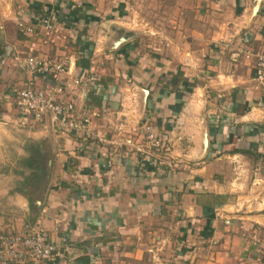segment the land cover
<instances>
[{
    "label": "crops",
    "instance_id": "crops-1",
    "mask_svg": "<svg viewBox=\"0 0 264 264\" xmlns=\"http://www.w3.org/2000/svg\"><path fill=\"white\" fill-rule=\"evenodd\" d=\"M255 2L175 0L170 23L186 34L175 41L135 30L145 22L136 0H0V233L40 224L62 254L43 264H249L264 254V89L244 54L264 47V0L251 18ZM43 19L56 27L52 44ZM120 29L125 44L104 47ZM15 52L65 56L87 86L78 108L90 125L60 133L14 119L30 81L56 83L25 74ZM112 56L124 68L107 74L99 63ZM177 77L186 82L176 92ZM151 132L169 142L160 166L139 152ZM32 142L53 151L48 182L25 166Z\"/></svg>",
    "mask_w": 264,
    "mask_h": 264
},
{
    "label": "built area",
    "instance_id": "built-area-1",
    "mask_svg": "<svg viewBox=\"0 0 264 264\" xmlns=\"http://www.w3.org/2000/svg\"><path fill=\"white\" fill-rule=\"evenodd\" d=\"M47 42L54 43L56 27L48 19L40 21ZM26 35L32 34V28L22 27ZM0 43V50H1ZM246 58L253 57L254 83L264 89V47L245 50ZM13 60L29 77L47 76L56 83L38 87L30 81L28 87L17 93L15 105L24 120L34 124H49L53 130L66 133L80 131L90 125L88 111L78 108V102L84 89L82 81L72 77V70L63 55L43 58L33 53L15 52ZM95 77L89 82H96ZM149 151L139 149L140 153L167 160L170 147L167 136L151 132L146 137ZM61 252L40 224L29 225L22 232L15 234L0 233V264H43L52 263L61 257Z\"/></svg>",
    "mask_w": 264,
    "mask_h": 264
},
{
    "label": "rangeland",
    "instance_id": "rangeland-1",
    "mask_svg": "<svg viewBox=\"0 0 264 264\" xmlns=\"http://www.w3.org/2000/svg\"><path fill=\"white\" fill-rule=\"evenodd\" d=\"M173 1L175 2V0H136V2L138 3L137 7L139 9L140 16L142 17V19L145 22L140 23L141 26L136 27L135 30H138L139 34H141V32H144L145 29L147 30L146 32L150 31L149 29H151V27H152L156 31L165 32V34H167L169 37H171L175 41L180 40L182 37L186 36L185 32L182 29H178V30L172 29L174 27V25L172 23H170V20L177 18V15L174 14L173 9L166 8V6L172 4ZM145 23L147 24V26H144ZM178 31H180V32L178 33ZM125 32L129 33L130 31H125L124 29L118 30L115 34L112 35V37H110L109 39H106V41H104L103 46L109 49L108 44L110 43V41L114 42L117 40V42H118L120 40L118 38H122L123 36H125L124 35ZM100 33L103 36L107 35L108 30L102 29ZM186 33H188V32H186ZM89 36H90V34H87V32H85L84 37H89ZM140 38H144L143 35ZM146 39L148 40V37H146ZM190 39H191V41L193 40V38H190ZM107 42H108V44L106 46L105 44ZM0 43L2 46L3 43L1 42V40H0ZM71 44L72 43H70V45L68 44L69 48H70V46H72ZM123 44H125V42ZM108 52H110V51L107 50V52L106 51L101 52V50H100L99 54L101 56L102 53L105 54ZM111 62H113V64H111L110 61H108V60L105 61V59H103L99 63L101 68H103V69L105 68L107 70V74L108 73L111 74V72L113 71V68L117 69L119 71L122 70L121 68H124L122 66L121 62L119 60H117L116 56H112ZM118 79H119V84H121V85L125 84V83L129 84L130 78L123 79L122 77H120ZM131 82H134V81L131 79ZM13 118L19 119V118H22V116L21 115L17 116V113H15ZM22 129L28 130V128H20V127L16 126V130H19L20 133H21ZM20 133H18V134H20ZM25 145L28 146L29 143L25 144ZM47 161H48V159H46L45 163H47ZM51 170H52V168H51ZM248 184H249V181H248ZM248 263L249 264H264V254L260 253L258 256H255V258H254V256H251Z\"/></svg>",
    "mask_w": 264,
    "mask_h": 264
},
{
    "label": "trees",
    "instance_id": "trees-1",
    "mask_svg": "<svg viewBox=\"0 0 264 264\" xmlns=\"http://www.w3.org/2000/svg\"><path fill=\"white\" fill-rule=\"evenodd\" d=\"M175 80L177 81L176 85L174 86V89L176 90V92L179 90V87L182 85V83H185L186 81L183 80V78L177 77L175 78ZM191 84H188L187 87L191 88ZM28 151L30 152V157L28 159L25 160V166H27L28 168H30L31 170V178L33 179V177L35 176V178L38 181H41L42 178L45 176L46 174V170H45V160L47 158V155L44 156L43 153L40 154V149L38 147L37 143H30L27 146ZM47 154V153H46ZM40 179V180H39Z\"/></svg>",
    "mask_w": 264,
    "mask_h": 264
},
{
    "label": "water",
    "instance_id": "water-1",
    "mask_svg": "<svg viewBox=\"0 0 264 264\" xmlns=\"http://www.w3.org/2000/svg\"><path fill=\"white\" fill-rule=\"evenodd\" d=\"M9 1H12V0H9ZM260 1L261 0H256L255 2V5L253 6V9H252V14H251V18H253L257 12H258V9H259V6H260ZM126 38L123 36L122 38H120V40L116 43L115 47L113 49H116L117 47H119L121 44H123L124 42H126ZM87 92H86V89L83 90V95L80 99H82V102H84V100L86 99L87 97ZM147 96H148V92L147 91H144V97H143V100H142V103H143V106L146 105V100H147ZM208 147V137H207V134L205 133L204 135V148L205 150L207 149ZM48 148H49V155H48V161L46 163V181L48 182L49 181V177H50V174H51V167H52V162H53V151L50 147V145H48Z\"/></svg>",
    "mask_w": 264,
    "mask_h": 264
}]
</instances>
